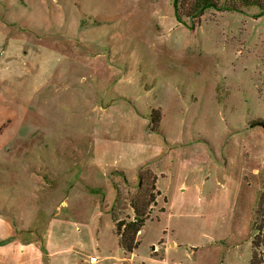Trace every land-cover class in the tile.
<instances>
[{"label": "rangeland", "instance_id": "obj_1", "mask_svg": "<svg viewBox=\"0 0 264 264\" xmlns=\"http://www.w3.org/2000/svg\"><path fill=\"white\" fill-rule=\"evenodd\" d=\"M198 1L179 0V22L175 0H0V206L65 264L264 261V0L194 20ZM132 108L167 135L133 131ZM137 139L166 147L169 205L131 261L115 220L134 217Z\"/></svg>", "mask_w": 264, "mask_h": 264}, {"label": "crops", "instance_id": "obj_2", "mask_svg": "<svg viewBox=\"0 0 264 264\" xmlns=\"http://www.w3.org/2000/svg\"><path fill=\"white\" fill-rule=\"evenodd\" d=\"M126 98L128 97L125 96L124 99L127 100ZM129 116L133 117V120H135L134 122H136L137 124H140V122L143 120L144 128L139 129V127L136 126L133 127L134 128L133 131L138 130L140 135H143L145 131H147L146 133H148V135L152 137H157L158 134L167 135L166 132L162 129L160 133H155V132L149 133L148 127H146L148 126V122H149L148 116L143 113H140L138 110L135 111L134 108H132ZM137 141L138 143H140L138 139ZM137 141L132 140V142H127L126 145L129 147L128 149L129 150L132 149L131 151L135 152L136 155V159L133 162H130V164L127 166L128 168H126V170L137 169L138 182L130 183L127 180L132 185L131 189L135 191L138 189L139 170L147 165V168H150L151 171L158 177L157 189L162 193V199L167 198L166 196H164L163 192L159 188L161 179L164 177V175L161 174L158 170V163L162 157V154H164L166 147L164 145H157V144L156 145L143 144V143L138 144ZM97 145L99 146L102 144L99 143ZM98 146H96L97 147L96 150L99 149ZM128 149L126 150L128 151ZM94 162L97 163L98 165L99 164L102 165L103 159L101 160L100 157L96 156ZM121 175L123 177H126L124 172H121ZM162 199H161V203H163ZM167 205H169V203ZM167 205H166V210H167ZM8 212L11 215L9 213L4 214L2 211V207L0 206V264H65V258H68L67 256L68 253H65L66 251L60 250L59 247H54V249H52L50 240H48L47 242L40 235L36 237L35 235L37 234H35V232L30 233L27 223L28 220H25L24 216L18 217L17 211L14 208H12L11 212L10 211ZM165 212L161 214L164 215ZM131 214L132 216L135 217L134 210L132 211ZM160 218L161 217H158L157 220H160ZM149 221H153V218ZM115 230H116V226H115ZM74 232L75 231L71 232L69 231V229H67L65 231L66 234L64 235V237L61 233H59L57 235V238L60 236V239L62 238L63 245H65L67 242L66 235L69 234L71 235L70 237H72L74 235ZM142 234H143V230H142ZM137 252L134 254H130L131 261H133V258L136 257ZM110 258H105L109 261L112 260V262L109 264H122V262L125 260L124 258L110 260ZM100 260H101L100 264H102L103 261L104 262L106 261V260H102L101 258Z\"/></svg>", "mask_w": 264, "mask_h": 264}, {"label": "trees", "instance_id": "obj_3", "mask_svg": "<svg viewBox=\"0 0 264 264\" xmlns=\"http://www.w3.org/2000/svg\"><path fill=\"white\" fill-rule=\"evenodd\" d=\"M198 2L197 12L193 16H190L194 20L201 19L204 16V12L208 8L211 9L214 7V3L211 0H199ZM247 2L248 5L259 4L261 7L260 0H249ZM178 4L179 0H175L174 8L176 16L178 18V21L181 22L183 18L181 16ZM256 126L264 129V120L252 124V127ZM145 169H147V165L139 170V187L136 190L137 195L132 200V204H130L131 208L135 212L134 219L125 221L119 220V218L116 217L115 220V226L117 234L119 235L120 246L127 254H134L139 250L141 242L137 241L136 237L139 233L142 232L147 221L152 219L153 210L158 209L161 204L162 193L157 189L158 177L152 171H148L149 187H147V190L144 191V187H146V179L143 171ZM126 185L129 186L131 184L126 180ZM118 191V202L121 203L123 200L121 199L122 194L120 192V187H118ZM162 200L164 206H162L159 210L161 213H164L166 211V205L169 203V201L168 198H163ZM149 207L150 212H148ZM258 246L255 244V247ZM258 258V255L252 257V264L264 263V261L258 263Z\"/></svg>", "mask_w": 264, "mask_h": 264}, {"label": "built area", "instance_id": "obj_4", "mask_svg": "<svg viewBox=\"0 0 264 264\" xmlns=\"http://www.w3.org/2000/svg\"><path fill=\"white\" fill-rule=\"evenodd\" d=\"M90 261H91L92 264H100V262H101L99 257H92L90 259Z\"/></svg>", "mask_w": 264, "mask_h": 264}]
</instances>
